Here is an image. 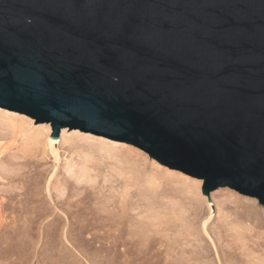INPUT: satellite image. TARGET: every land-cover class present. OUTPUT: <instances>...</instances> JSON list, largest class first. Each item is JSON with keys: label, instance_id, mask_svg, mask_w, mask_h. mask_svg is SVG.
<instances>
[{"label": "water", "instance_id": "95a60500", "mask_svg": "<svg viewBox=\"0 0 264 264\" xmlns=\"http://www.w3.org/2000/svg\"><path fill=\"white\" fill-rule=\"evenodd\" d=\"M0 107L264 206V0H0Z\"/></svg>", "mask_w": 264, "mask_h": 264}, {"label": "rangeland", "instance_id": "374dc122", "mask_svg": "<svg viewBox=\"0 0 264 264\" xmlns=\"http://www.w3.org/2000/svg\"><path fill=\"white\" fill-rule=\"evenodd\" d=\"M0 109L11 112V113L18 114L19 116H24L25 119L29 121L30 123H32L34 127L38 126V127H44L47 129L48 124L51 126V123H47V122L35 123L36 119L27 114H24L18 111H13V110L3 108V107H0ZM3 126L6 128H4ZM26 128L27 127L25 125L23 129H26ZM64 128L67 129V135L69 136V139L65 140L61 138V134H62V130H61L59 137H56L54 141V147L58 155L56 157L55 154L51 151V147L46 145L43 135H41L38 139L33 140V139H30L27 134L14 135L8 125L1 124L0 126V152H1L0 154L1 155L0 157L1 158L0 159V190L4 191L3 193L2 191L0 193L4 197V202L6 203V208L3 213V219L1 218L3 222L0 226V264H45V262H43L44 260L43 258H45L46 256L48 257L50 256L49 264H52V263L56 264V261L53 259L54 260L53 262V260L51 261V259L54 257V255H59V253L60 255L61 254L66 255L65 256L67 257L66 264L67 263L68 264H112L110 263L111 262L109 260L110 254L108 253L110 252V249H111L110 240H106V241L105 240L104 241L94 240V237L96 236H105L106 233H109L110 230L108 229V226H102L104 228L103 229L101 226H98L96 224L94 225L95 219L91 217L92 215H90L89 216L90 219L84 222V224H88L87 230L85 229L82 233H80V228L78 227L79 228L78 230L75 224L73 229L74 230L77 229V230L74 231L73 229H71V232L69 231V228L67 226V222L69 221V218H67L68 215L66 214V212L68 211L70 213L75 208L74 207H72L73 209L70 208L67 205L68 203L63 200L65 199V197L67 198L68 194L73 193V191L74 192L77 191L76 189L70 190L73 188V187L71 188L72 186L71 183L74 181L75 176L80 179L82 177L81 179L83 180L82 185L86 187H81V189L79 190L81 191L80 194L76 195V197H74L75 196L74 195L73 197L70 198V200L75 201L79 198L88 196L89 200L91 198V205L97 208L105 207L109 210H113V207H114L113 205H115L119 199L118 198L120 196V192H119L120 186H118L120 185L119 183L124 181L125 179H130L131 181L136 179L135 180L137 182L135 183L136 185L130 188V191H131L130 193L132 194H130V197H128V200L130 203L132 202L131 204L133 206H136L137 202L140 204L141 202H143V205L140 207V209L138 208L137 211L131 210L130 212L132 214H136V212L140 210L149 209L148 214L150 215V217H148L146 221L148 222L149 227L151 229V231H149V233L151 232L150 234H153L155 231L158 230L160 234L164 233L163 235H167V233H169L167 235L170 237V238L168 237L169 240L173 238H179L176 241H174V239L170 241L174 249V250L172 249L173 251L171 250V253L174 256H171V255L169 256L166 253H164L166 257H169L170 259L172 258V260H174L173 258H176V257L177 258L179 257V260H180V257L182 255L180 256L179 251L184 246H186L187 247L186 249L188 250V252L185 253L186 255L185 257H188L191 255L190 252L192 249L197 250V251L202 250V247H205L207 249V250L204 249L203 250L204 252L202 251L201 253L202 255L200 254L199 258L193 261L191 260L190 263L198 262V263L204 264L206 262H209V261L212 262L214 260L218 264H220V260H222L224 264H231V261L239 260L240 261L239 264H258V261H262L264 259V225L254 226V224H250V225L248 224V227L253 228L255 230V232L252 231L253 233L248 230H242V232H245L247 234H255V235H252L253 237L249 235L248 239L247 238L245 239L238 234L234 236L230 235L229 232L223 231V229L220 227L221 213L223 214V213L230 212L232 215V218H234L236 215L234 211L236 207V202L234 200L235 194L242 195V196L249 197V198H255V197L244 195L240 193L239 191L232 189L230 187H220L212 191L209 195L204 194L202 190L203 188L202 179L191 176L190 174H187L179 169L170 168L169 166L162 164L157 159L150 156L149 153H147L143 149L133 144H129L127 142H122L118 140H113V139H110L104 136L96 135L91 132H85L80 129H70L69 127H64ZM76 131H79L81 134L84 135V137L87 135H90V136L95 137L93 139L103 138V139L108 140L109 141L108 143L112 145H116L117 148L113 151L114 157L112 158L103 157L104 158L103 160H105L104 162L102 159L100 160L101 158L100 155L102 154L99 153L100 151L98 152L99 148H97L99 147L97 145H98V142L100 141L95 140L94 142V140L89 141V140H86V138L84 140L83 137L82 138L76 137L75 136ZM88 150L91 152L88 153ZM81 151H83V153H80ZM97 153L99 154L100 158L99 156H97L98 155ZM89 154L93 155L94 162L87 160L88 158L87 159L85 158V156L87 157ZM79 160L80 161L84 160V163H82L83 161L79 162ZM98 160L99 162H102V163L99 164V162H97ZM96 162L97 164H95ZM116 164L117 166H115ZM95 165H97V167H95ZM99 165L100 167H103V168L101 169ZM113 166L118 167V168H115ZM69 167H71V169ZM110 167H113L115 171L111 170ZM81 169L82 170L84 169V170L81 172ZM97 169L99 170L101 169V171ZM73 170H75L77 174ZM167 170L171 172H178L179 174L178 176H169L166 173ZM84 171L86 172L84 173ZM3 173H6V174H3ZM82 173L84 176L86 175L85 179L87 180H84V176L82 175ZM11 174L12 175L14 174L13 178ZM105 174L107 175V177L104 178V176H106ZM2 175L4 176L2 177ZM68 177L69 178L72 177L70 178V180L72 179L71 180L72 182L68 180L69 179ZM104 179H107V180L105 181ZM63 180L64 181L66 180V181L64 182ZM149 180L154 182V184L150 185ZM27 181L28 183H26ZM199 181H202L201 187L199 189H200V192L203 194V197L201 196L203 199H201L197 194L198 187L196 188V186H197V183H199ZM62 182H64V185L66 184V186H64ZM67 184H69L70 186ZM27 185L30 186V189L34 188L33 190L39 191L38 195H34L35 196V199L33 200L34 203H32V205L31 204L28 205L29 208L26 205L27 204L26 202L28 201L27 196L31 197L30 193L32 191L27 189L29 187ZM93 185H96V186H93ZM191 188L192 190L190 191ZM141 189L142 190L144 189L143 191L147 193L146 198H143L144 201L143 200L138 201L137 196L139 194V191L141 192ZM5 190L7 191L9 190V191L7 192ZM61 190L62 191L64 190L63 196L64 195L65 196L64 198L61 197V200L60 199L58 200L56 197L58 196V193L61 192ZM49 191L53 192L52 193L53 196L55 193L54 198L56 199V202H58L56 205L54 201L52 200L51 195L49 196ZM117 191L118 193H116ZM81 193L83 194L81 195ZM114 194L117 196H115ZM12 195H13V198H12ZM238 195H235V196H238ZM77 196H79V198ZM131 196H132V199H131ZM191 197H194L193 200L190 199ZM93 199L95 200L93 201ZM61 201L63 202L61 203ZM107 201L111 205L112 204L113 205L111 206L109 204L108 206ZM195 203L196 204L198 203V204L196 205ZM229 204L233 206L231 207ZM198 205L199 207H197ZM259 205L262 208H264L262 204L259 203ZM35 206L37 207V209ZM226 206L227 207L229 206V209L231 211ZM38 207H40V209ZM167 207H169V209ZM24 208L25 209L27 208L28 210L30 209V211L32 212L34 210L35 212H37V210L43 209L42 211L43 214H41L43 216L40 215V212L38 216H36L37 213H35L34 215L32 213L29 214L28 212L25 213V211H28V210L27 209L24 210ZM44 208L46 209L45 213H47L48 211V214H44V210H45ZM154 213H157V214H154ZM165 214H169L170 221L168 222V229L170 231L168 229L166 230L162 229V228H165L167 225L165 223L163 224V222L165 221ZM72 215L73 214L71 213L70 217ZM30 219L31 221L34 220V223H35V225L33 223L34 227H32V229L25 226L26 224L25 222L29 221ZM89 221H91V223ZM187 221L191 223L192 229L195 227V225L197 226L194 228L195 231H197V233H195L197 237L186 236L185 234H183L187 231L186 229L183 228V225ZM23 222L25 223L24 225H23ZM53 222L56 225L53 226ZM19 223L21 224V226L22 225L23 226L19 227L20 226ZM159 223H162V224L159 225ZM192 223H195V224H192ZM204 223H206L205 226L207 227L206 228L207 231L203 229ZM159 226L161 227L159 228ZM27 228L28 230H31L29 234L30 236L29 238L26 237V235L28 236V232H26L25 230ZM12 229H14V231ZM180 230H181V233H178L180 232ZM18 232L19 234H17ZM222 233L223 234L225 233V234L223 235ZM70 234L71 235L74 234V236H77L78 234H79L78 236H80L81 234L83 235V237L88 238V240H91V239L92 240L83 241V242H75V241L72 242L69 239L71 238ZM201 234L203 235L202 237H201ZM198 235L200 236L199 237L200 239L198 238ZM219 235L224 236L225 238L220 240L221 236ZM225 235H227L228 237ZM56 238L57 239L59 238V239L56 240ZM187 238L190 240H189V243L186 245ZM254 241L257 242V245L254 243ZM243 243L245 245H243ZM31 244H32V247L30 246ZM181 244L183 245L182 248H181ZM200 244H203L201 245L202 247L198 246ZM225 244L226 245L232 244L231 249H228V247L225 246ZM55 245H58L59 247V248L57 247V250L54 248ZM26 246L27 248L30 247L31 249L29 248L26 249ZM206 246L209 248H207ZM161 248L164 249V246H162ZM53 249L56 250V254H55V250ZM226 249L230 250V252L228 251L226 252ZM197 254L195 253L194 256H196ZM235 257L237 259H235ZM250 258L254 259V261H251V263H249V260H251Z\"/></svg>", "mask_w": 264, "mask_h": 264}, {"label": "bare ground", "instance_id": "6f19581e", "mask_svg": "<svg viewBox=\"0 0 264 264\" xmlns=\"http://www.w3.org/2000/svg\"><path fill=\"white\" fill-rule=\"evenodd\" d=\"M24 116H19L18 114H15V113H11V112H8V111H5V110H2V109H0V126H1V124L2 125H8L9 126V128L11 129V131H12V133L14 134V135H23V134H27L28 135V137L30 138V139H33V140H35V139H38L41 135H43V137H44V140H45V142H46V145H48V146H50L51 147V151L55 154V156L57 157L58 155H57V151H56V149H55V147H54V141H55V139H56V137H54V136H52V133H53V129L51 128V126L48 124V126H47V129L46 128H44V127H34L33 125H32V123H30L29 121H27L26 119H25V117L23 118ZM26 125V129H23V127ZM4 127V126H3ZM2 128V127H1ZM4 128H6V127H4ZM3 128V129H4ZM18 133H20V134H18ZM75 136L76 137H83V139L85 140V138H86V140H94V142H95V140L96 141H100V142H98V145L97 146H99V147H97V148H99V150H98V152L100 153V154H102V155H100L101 156V158H100V156H99V154L97 155V156H99V158H100V160L102 159H104L103 157H110V158H112V157H114V154H113V151L117 148V146L116 145H112V144H110V143H108L109 141L108 140H106V139H103V138H96V139H93V138H95L94 136H90V135H87V136H85L84 137V135L83 134H81L79 131H76V134H75ZM61 138H63V139H65V140H68L69 139V136L67 135V129H62V134H61ZM3 151V150H2ZM92 151H94V150H92ZM89 152H91V151H89L88 150V153ZM96 152H97V150H96ZM80 153H83V151H81ZM93 153V152H92ZM0 154H1V152H0ZM96 155V154H95ZM94 155V156H95ZM0 157H1V155H0ZM96 157V156H95ZM82 158V157H81ZM84 158V157H83ZM85 158L87 159V160H89V161H93L94 160V157H93V155H91V154H89L87 157L85 156ZM98 158V159H99ZM1 159V158H0ZM118 159V158H117ZM96 160V159H95ZM120 160V159H119ZM81 161H83L82 163H84V160H81ZM80 160H79V162H81ZM105 160H103V162H104ZM94 162V161H93ZM97 162H99V160L97 161ZM97 162L95 163V164H97ZM116 162V161H115ZM102 162H99V164H101ZM106 163V162H105ZM104 163V164H105ZM118 163V162H117ZM83 165V164H82ZM90 165V164H89ZM106 165V164H105ZM114 165V164H113ZM73 166V165H72ZM71 166V167H72ZM74 166H75V164H74ZM86 166V165H85ZM115 166H117V164L115 165ZM115 166H113V167H115ZM71 167H69L70 169H71ZM95 167H97V165H95ZM99 167H100V165H99ZM106 167H108V166H106ZM113 167H110V169L111 170H114V168ZM124 167V166H123ZM127 167V166H126ZM125 167V168H126ZM101 169L103 168V167H100ZM113 168V169H112ZM115 168H118V167H115ZM68 169V168H67ZM73 169H74V167H73ZM79 169V168H78ZM94 169V168H93ZM101 169L99 170V169H97V170H99V171H101ZM84 170V169H83ZM82 169H81V172L83 171ZM95 170H96V168H95ZM119 170V169H118ZM71 171V170H70ZM73 171H75V170H73ZM76 171H77V169H76ZM76 171H75V173H76ZM98 171V172H99ZM110 171V170H109ZM115 171V170H114ZM68 172V171H67ZM81 172H80V174H81ZM86 171H84V173H85ZM13 173V172H12ZM100 173V172H99ZM169 176H178V172H171V171H168L167 170V172H166ZM3 174H6V173H3ZM18 174V173H17ZM42 174V173H41ZM71 174V173H70ZM77 174V173H76ZM12 175V174H11ZM10 175V176H11ZM15 175H16V173H15ZM66 175H67V173H66ZM74 175V174H73ZM82 175H83V173H82ZM106 175V174H105ZM114 175V174H113ZM117 175V174H116ZM4 175H2V177H3ZM69 176V175H68ZM84 176V175H83ZM86 176V175H85ZM85 176H84V180H87V179H85ZM91 176V175H90ZM100 176H102V175H100ZM180 176V175H179ZM14 177V174L12 175V178ZM25 177V176H24ZM80 177V176H79ZM87 177H88V175H87ZM105 177H107V175L106 176H104V178ZM113 177V176H112ZM152 177V176H151ZM5 178V177H4ZM11 178V179H12ZM30 178V177H29ZM69 178V177H68ZM70 178H72V177H70ZM70 178L68 179V180H70ZM154 178V177H153ZM176 178V177H175ZM15 179V178H14ZM24 179H26V178H24ZM63 179V178H62ZM65 179H67V178H65ZM81 179H82V177H81ZM80 178H78V177H76L75 176V178H74V181L72 182L71 180H70V182H72L71 183V188L72 189H70V190H77V191H73V193H71V194H68L67 195V198L65 197V199L63 200V201H66L68 204V206L70 207V208H72V207H74L75 209H73L72 210V212H66V214L68 215L67 216V218H69V221L67 222V226H68V228H69V231L71 232V229H73L74 228V225L76 224V226H77V228L79 227L80 228V233H82L85 229L87 230V225L88 224H84V222H86L88 219H90L89 218V216L90 215H92L91 217H93L94 219H95V223H94V225L96 224V225H98V226H108V229L110 230V232L109 233H106V235L105 236H96V237H94V240L95 241H100V240H110V243H111V249H110V252H108L109 254H110V263H112V264H201V263H198V262H196V263H190V261L192 260H195V259H197V258H199V255L202 253V251L204 250V249H206L205 247H202L201 245H203V244H200V245H198V246H200V247H202V250H200V251H197V250H191V252H190V250H189V252H190V256H188V257H185L186 255H185V253H187L188 252V250L186 249L187 247L186 246H184L183 247V245L181 244V250L179 251V253H180V260H179V257L177 258H173L174 260H172V258L170 259L169 257H166L165 255H164V253H166L167 255H171V256H174V255H172V253H171V250L173 249V247H172V245H171V243H170V241L171 240H173L174 239V241H176V240H178L179 238H173V239H171V240H169V236H167L169 233H167V235H163V234H160L159 233V231L157 230V231H155L153 234H150L149 233V231H151V229H150V227H149V224H148V222L146 221V219L148 218V217H150V215L148 214V210L149 209H147V210H140V211H138V212H136V214H132L130 211L131 210H136L137 211V209L139 208L140 209V207L143 205V202H141V204L140 203H138L137 202V205L136 206H133L130 202H129V200H128V197H130V194H132V193H130L131 191H130V188L132 187V186H134V185H136L135 183H137L135 180L136 179H134L133 181H131L130 179H125L124 181H122V182H118L120 185H118V186H120V196L118 197L119 199H118V201L116 202V204L115 205H113L114 207H113V210H109V209H107V208H105V207H101V208H97V207H94L93 205H91V198H90V200L88 199L89 197L88 196H86V197H82V198H79V196H77L79 199H77V200H75V201H71L70 200V198L71 197H73L74 195V197H76V195H78V194H80V192L81 191H79L80 189H81V187H86V186H84V185H82V182H83V180H81ZM94 179H95V177H94ZM111 179V178H110ZM118 179V178H117ZM152 179V178H151ZM13 180V179H12ZM16 180V179H15ZM67 180V181H68ZM105 181L107 180V179H104ZM109 180V179H108ZM156 180V179H155ZM62 181V180H61ZM64 181V180H63ZM66 181V180H65ZM64 181V182H65ZM92 181H93V179H92ZM110 181V180H109ZM118 181V180H117ZM32 182V181H31ZM64 182H62L63 183V185H64ZM95 182V181H94ZM14 183V182H13ZM26 183H28V181L26 182ZM117 183V184H118ZM149 183H150V185H153L154 184V182H152V181H150L149 180ZM148 183V184H149ZM194 183V182H193ZM116 184V185H117ZM201 184H202V181H199V183H197V186H196V188L198 187V191H197V194H198V196L201 198V199H203L202 197H203V194L200 192V187H201ZM30 185V184H29ZM29 185H27V186H29ZM67 185H69V184H67ZM25 186V185H24ZM64 186H66V184L64 185ZM70 186V185H69ZM93 186H96V185H93ZM115 186V185H114ZM156 186V185H155ZM194 186V185H193ZM21 187V186H20ZM62 187V186H61ZM91 187V186H90ZM137 187V186H136ZM151 187V186H150ZM158 187V186H157ZM195 187V186H194ZM63 188V187H62ZM70 188V187H69ZM96 188V187H95ZM111 188V187H110ZM188 188V187H187ZM27 189H29L30 191H32L31 193H30V196L31 197H29V196H27L28 197V201L26 202L27 204V207H28V205L29 204H31L32 205V203H34L33 202V200L35 199V196L34 195H38L39 194V191H37V190H33L34 188H31L30 189V186L27 188ZM67 189V188H66ZM104 189V188H103ZM115 189V188H114ZM69 190V189H68ZM88 190V189H87ZM90 190V189H89ZM100 190H101V188H100ZM112 190V189H111ZM144 190V189H143ZM142 189H141V192L139 191V194H138V201H141V200H143V198H146V196H147V193L145 192V191H143ZM187 190V189H186ZM192 190V188L190 189V191ZM227 190V189H226ZM2 190H0V192H1ZM5 191H7V190H5ZM9 191V190H8ZM7 191V192H8ZM28 191V190H27ZM26 191V192H27ZM29 191V192H30ZM183 191V190H182ZM4 191H2V193H3ZM12 192H13V190H12ZM25 192V193H26ZM56 192V191H55ZM63 192H64V190L62 191L61 190V192H59L58 193V196L56 197L58 200L60 199L61 200V197H63L64 198V196H63ZM77 192V193H76ZM101 192H102V190H101ZM104 192V191H103ZM149 192V191H148ZM189 192V191H188ZM187 192V193H188ZM196 192V191H195ZM53 192H51V191H49V196L51 195V198H52V200L54 201V203H55V205L58 203V202H56V199L54 198V196H55V193H54V196H53V194H52ZM68 193V192H67ZM90 193V192H89ZM96 193V192H95ZM94 193V194H95ZM115 193V192H114ZM116 193H118V191L116 192ZM134 193V192H133ZM216 193V192H215ZM214 193V194H215ZM8 194V193H7ZM15 194V193H14ZM57 194V193H56ZM83 193H81V195H82ZM103 194V193H102ZM213 194V195H214ZM6 195V194H5ZM29 195V194H28ZM89 195V194H88ZM115 195V194H114ZM149 195V194H148ZM196 195V194H195ZM235 195H238V194H235ZM234 195V197H235V199L234 198H232V199H234L235 200V202H236V207H235V213H236V215H235V217L234 218H232V215H231V213L229 214V213H221V217H220V219H221V225H220V227L223 229V231H226V232H229V234L230 235H240V236H242L243 238H247L248 239V237H249V235L250 236H252V235H255V234H247V233H245V232H242V230H248V231H250V232H252V231H254L255 232V230L253 229V228H250V227H248V224L250 225V224H254V226H260V225H264V208H262L260 205H259V203H258V201H257V199H255V198H249V197H245V196H242V195H238V196H235ZM8 196V195H7ZM115 196H117V195H115ZM134 196V195H133ZM202 196V197H201ZM227 196H229V195H227ZM11 197V196H10ZM14 197H16V196H14ZM26 197V198H27ZM96 197V196H95ZM103 197V196H102ZM216 197V196H215ZM12 198H13V195H12ZM19 198V197H18ZM94 198V197H93ZM110 198V197H109ZM187 198H188V196H187ZM186 198V199H187ZM193 198L194 197H191L190 199H192L193 200ZM112 199V198H111ZM110 199V200H111ZM114 199V198H113ZM131 199H132V196H131ZM95 199H93V201H94ZM102 200V199H101ZM108 200V199H107ZM115 200V199H114ZM151 200V199H150ZM63 201H61V203L63 202ZM134 201V200H133ZM144 201V200H143ZM147 201V200H146ZM108 202V201H107ZM106 202V203H107ZM150 202V201H149ZM158 202V201H157ZM192 202V201H191ZM190 202V203H191ZM196 202V201H195ZM233 202V201H232ZM97 203V202H96ZM112 203V202H111ZM147 203V202H146ZM145 203V204H146ZM151 203V202H150ZM103 204H105V203H103ZM109 202H108V206H109ZM158 204V203H157ZM192 204V203H191ZM196 204V203H195ZM198 204V203H197ZM196 204V205H197ZM234 204V203H233ZM261 204V203H260ZM26 205H25V207H26ZM107 205H106V207H107ZM111 205V204H110ZM111 205V206H112ZM177 205V204H176ZM195 205V206H196ZM227 205V204H226ZM230 205V204H229ZM8 206V205H7ZM105 206V205H104ZM162 206V205H161ZM169 206V205H168ZM171 206V205H170ZM231 206V205H230ZM233 206V205H232ZM231 206V207H232ZM23 207V206H22ZM32 207V206H31ZM36 207V206H35ZM192 207V206H191ZM191 207H190V209H191ZM197 207H199V205L197 206ZM227 207V206H226ZM5 208H6V203L4 202V197L2 196V194L0 193V226H1V224H2V219H3V213H4V211H5ZM29 208V207H28ZM39 209H40V207H38ZM112 208V207H111ZM147 208V207H146ZM168 209H169V207H167ZM201 208V207H200ZM224 208V207H223ZM228 209H229V206L227 207ZM226 208V209H227ZM27 209V208H26ZM25 208H24V210H26ZM32 209V208H31ZM36 209H37V207H36ZM45 209V208H44ZM142 209V208H141ZM194 209H195V207H194ZM21 210V209H20ZM23 210V211H24ZM28 210V209H27ZM48 210V209H47ZM66 210V209H65ZM172 210V209H171ZM200 210V209H199ZM220 210H221V208H220ZM230 210V209H229ZM16 211V210H15ZM22 211V212H23ZM43 209L42 210H37V212H35V210L32 212V211H30V209L28 210V211H25V213L26 212H28L29 214L30 213H32L33 215L35 214V213H37V215L36 216H38V214H39V212H40V215L41 214H43ZM45 211H46V209L44 210V214H48V211H47V213H45ZM51 211V210H50ZM188 211V210H187ZM192 211V210H191ZM196 211V210H195ZM228 211V210H227ZM226 211V212H227ZM231 211V210H230ZM233 211V210H232ZM135 212V211H134ZM133 212V213H134ZM223 212H225V211H223ZM71 213L73 214L71 217H70V215H71ZM196 213V212H195ZM70 214V215H69ZM75 214V215H74ZM154 214H157V213H154ZM164 214V213H163ZM18 215H20V214H18ZM83 215V216H82ZM41 216H43V215H41ZM88 216V217H87ZM178 216V215H177ZM188 216V215H187ZM30 217V216H29ZM185 217V216H184ZM2 218V219H1ZM28 218V217H27ZM39 218V217H38ZM177 218V217H176ZM23 219V218H22ZM29 219V218H28ZM152 219V218H151ZM155 219V218H154ZM185 219V218H184ZM190 219V218H189ZM5 220V219H4ZM36 220V219H35ZM27 221V220H26ZM170 221V218H169V214H165V221L163 222V221H161V222H163V224L165 223V224H167L166 225V227L165 228H162V229H164V230H166V229H168V222ZM16 222H17V220H16ZM24 222H25V220H24ZM23 222V225L25 224V226H27L28 228H30V229H32V227H34L33 226V223H34V220H32L31 221V219L29 220V221H27V222H25L24 223ZM90 223H91V221H89ZM249 222V223H248ZM12 223V222H11ZM13 223H14V221H13ZM36 223H37V221H36ZM20 224V223H19ZM60 224V223H59ZM84 224V225H83ZM157 224V223H156ZM155 224V225H156ZM162 223H159V225H161ZM177 224V223H176ZM192 224H195V223H192ZM198 224V223H197ZM220 224V223H219ZM22 225V226H23ZM34 225H35V223H34ZM52 225V224H51ZM54 225H56V224H54V222H53V226ZM89 225H91V224H89ZM179 225V224H178ZM177 225V226H178ZM204 225V227H203V229L205 230V231H207L206 230V223H204L203 224ZM6 226V225H5ZM18 226V225H17ZM21 226V224H20V226L19 227H22ZM24 226V227H25ZM66 226V225H65ZM181 226V225H180ZM23 227V228H24ZM56 227V226H55ZM97 227V226H96ZM161 226H159V228H160ZM170 227V226H169ZM173 227V226H172ZM194 227V226H193ZM195 227H197L196 225H195ZM194 227V228H195ZM28 228L27 229H25L26 230V232H28V236L26 235V237H30L29 236V234H30V231L31 230H28ZM58 228V227H57ZM79 228H78V230H79ZM103 228V227H102ZM174 228H176V227H174ZM183 228L184 229H186L185 231V233H183V234H185L186 236H195V237H197V235H195V233H197V231H195V229L193 228L192 229V225H191V223H189V221H187L184 225H183ZM104 229V228H103ZM173 229V228H172ZM182 229V228H181ZM13 231H14V229H12ZM74 230V229H73ZM75 230H77V229H75ZM74 230V231H75ZM169 230V229H168ZM198 230V229H197ZM220 230V229H219ZM218 230V231H219ZM22 231V230H21ZM53 231V230H52ZM170 231V230H169ZM223 231H221V232H223ZM20 232V231H19ZM19 232L17 233V234H19ZM199 232V231H198ZM73 233V232H72ZM178 233H181V230H180V232H178ZM200 233V232H199ZM253 233V232H252ZM9 234V233H8ZM27 234V233H26ZM105 234V233H104ZM217 234V233H216ZM220 234V233H219ZM223 234V233H222ZM225 234V233H224ZM223 234V235H224ZM79 235V234H78ZM74 236V234L73 235H71L70 234V236H71V238H69L70 239V241H72V242H83V241H91V240H88V238H85V237H83V235H81L80 234V236ZM159 235V236H158ZM182 235V234H181ZM69 236V237H70ZM167 236V237H166ZM180 236V235H179ZM203 235L201 234V237H202ZM219 236H221V235H219ZM225 236H227V235H225ZM10 237V236H9ZM169 237V238H168ZM200 236L198 235V238H199ZM218 237V236H217ZM228 237V236H227ZM253 237V236H252ZM93 238V237H92ZM213 238V237H212ZM225 237L224 236H221L220 237V240H222V239H224ZM241 238V237H240ZM59 239V238H58ZM57 238H56V240H58ZM186 239V238H185ZM195 239H197V238H195ZM200 239V238H199ZM218 239V238H217ZM244 239V240H245ZM25 240H26V238H25ZM24 240V241H25ZM93 240V241H94ZM189 240L190 239H188L187 238V242L186 241H184V242H186V245L189 243ZM215 240V239H214ZM219 240V241H220ZM236 240V239H235ZM59 241H61V240H59ZM183 241V240H182ZM197 241V240H196ZM199 241V240H198ZM201 241H202V239H201ZM218 241V242H219ZM227 241V240H226ZM225 241V242H226ZM28 242V241H27ZM180 242V241H179ZM183 242V243H184ZM224 242V243H225ZM247 242V241H246ZM3 243V242H2ZM30 243V242H29ZM221 243V242H220ZM238 243V242H237ZM254 243L257 245V242L256 241H254ZM25 244H27V243H25ZM34 244V243H33ZM54 244V243H53ZM59 244V243H58ZM106 244V243H105ZM223 244V243H222ZM228 244V243H227ZM220 245V244H219ZM231 245L232 244H230V245H226L225 244V246H227L228 247V249H231ZM236 245V244H235ZM243 245H245L244 243H243ZM31 247H32V244L30 245ZM162 246H164V249H162L161 247ZM174 246V245H173ZM193 246V245H192ZM194 246H195V244H194ZM16 247V246H15ZM21 247V246H20ZM57 247H58V245H55V249L57 250ZM104 247V246H103ZM207 247V246H206ZM242 247V246H241ZM24 248V247H23ZM29 249H31L30 247H28ZM27 248V246H26V249H28ZM59 248V247H58ZM207 248H209V247H207ZM223 248V247H222ZM247 248V247H246ZM55 249H53V250H55ZM61 249V248H60ZM228 249H226V252L228 251V252H230V250H228ZM234 249V248H233ZM10 250V249H9ZM56 250H55V254H56ZM174 250V249H173ZM172 250V251H173ZM207 250V249H206ZM210 250V249H209ZM220 250V249H219ZM22 252V251H21ZM204 252V251H203ZM205 252H207V251H205ZM211 252V251H210ZM44 253V252H43ZM195 253L197 254L196 256H194L195 255ZM250 253V252H249ZM57 254H58V252H57ZM109 254H107V255H109ZM54 255V254H53ZM202 255V254H201ZM205 255V254H204ZM223 255H224V253H223ZM66 255H60V253H59V255H54V257L51 259V261L54 259L55 261H56V264H66V259H67V257H65ZM221 256V255H220ZM50 257V256H49ZM48 256H46L45 258H43L44 260H43V262H45V264H49V260H50V258H49ZM222 257V256H221ZM227 257V256H226ZM256 257V256H255ZM258 257V256H257ZM18 258H19V256H18ZM94 258V257H93ZM235 259H237L236 257H235ZM234 259V260H235ZM251 259V258H250ZM54 260H53V262H54ZM257 260V259H256ZM199 261V260H198ZM251 261H254V259H251V260H249V263H251ZM202 262V261H201ZM239 260H235V261H231V264H239ZM51 263V262H50ZM256 263V262H255ZM53 264V263H52ZM55 264V263H54ZM68 264V263H67ZM204 264H218L216 261H212V262H206V263H204ZM220 264H224L223 262H222V260H220ZM258 264H264V259L262 260V261H258Z\"/></svg>", "mask_w": 264, "mask_h": 264}]
</instances>
